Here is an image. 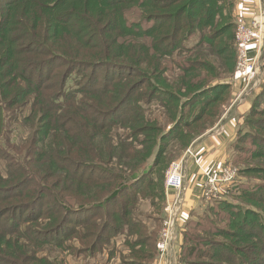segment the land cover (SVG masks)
Instances as JSON below:
<instances>
[{
	"label": "trees",
	"instance_id": "obj_1",
	"mask_svg": "<svg viewBox=\"0 0 264 264\" xmlns=\"http://www.w3.org/2000/svg\"><path fill=\"white\" fill-rule=\"evenodd\" d=\"M133 8L138 17L128 21ZM233 8L234 0H0V152L10 120L31 129L27 153L0 161V264H68L66 256L37 255L44 245L71 249L69 264H105L119 235L127 254L118 264L151 263L158 240L146 232L135 194L142 191L164 215L168 145L187 148L215 123L230 87L201 54L172 82L162 59L208 45L233 73ZM249 100L226 149L246 165L236 168L224 196L204 203L202 217L215 213L217 221L202 227L189 213L179 264H264V75ZM154 104L167 126L150 118ZM123 108L129 115L121 122ZM120 127L122 141L110 144V130ZM117 155L130 157L128 172L109 165ZM60 180L75 198L57 191ZM96 212L100 219H89ZM75 221L79 228L69 225ZM67 229L83 243L63 245L56 234Z\"/></svg>",
	"mask_w": 264,
	"mask_h": 264
},
{
	"label": "rangeland",
	"instance_id": "obj_2",
	"mask_svg": "<svg viewBox=\"0 0 264 264\" xmlns=\"http://www.w3.org/2000/svg\"><path fill=\"white\" fill-rule=\"evenodd\" d=\"M252 4H248V6H250ZM255 5V4H254ZM248 6L245 7V9H248ZM261 6V9H260ZM257 7V6H256ZM255 8V6H254ZM261 11H264V0H260V5L259 8ZM127 20L128 21H132L135 20L138 16H137V11L136 9H130V10H126L125 12ZM260 14V13H258ZM260 17V15H257L255 17H252L250 19L249 22L245 21L244 19H238V21H241L243 24H245L246 26L252 27L253 30V35L255 34V31L258 30L259 27V23L257 22V17ZM236 21V24L237 22ZM236 27V26H235ZM90 39V38H89ZM127 42H131L133 44L135 43H145V44H149V39L146 38H142V39H131L129 40L128 37H126L124 39ZM254 40V36L252 37V39L250 40V44L253 42ZM249 44V46H250ZM248 46V49H249ZM234 48L236 49V41L234 43ZM236 51V50H235ZM197 54H201L203 56H205L207 59L211 60L217 67H218V71H219V79L222 81H226L229 84V95L228 98L226 100V102L224 103V105H222L221 110L223 109L222 113L220 116H218L217 120L215 121V123H212L209 125L208 128H206L204 131H202V134H200L199 136H197L192 144L190 146H188L187 148H181L180 144L177 141H172L167 148V158L169 159V165H171L172 163H175L177 165L180 164L181 166V170L180 172V178H181V186L180 188H175V187H166L165 188V196H166V201L163 207L164 210V215H163V211L162 214L160 212V214H157L156 212V208L154 207L153 202L147 198L146 196H144V194L142 193V191H139L137 194H135L136 197V201H133L136 207H137V211L141 214V217H144L143 219L147 221L146 224V232L148 233L149 231H155L156 233V238H157V252H156V256L153 260H151L150 264H179L180 260H179V252L181 249V242H182V235L184 234H188L187 232H185L186 230L191 231L192 228H188L186 227V223L189 216L190 215H195L196 216L192 217V221L197 220L202 227H206V225H208V223L210 222H214L217 221L214 219H210V218H215L216 215H214L215 213L212 214H207L206 217H202L204 215L203 209L205 208L204 203L208 202L210 199H219L222 196H224L225 193L221 192V193H217L216 197L212 196V194H214L215 192H217L216 190H213L214 188H221V189H225L227 186L225 183H221V182H217L215 183V186H212L210 184H207V178L205 175L204 176V181L203 184L200 186L201 191H200V196H199V200L198 203L199 207L195 206L193 209V211H188V208L184 205L185 201L182 203V196L184 194V185H183V174H184V164L187 162V160L193 161L195 159H197L196 156V147H197V141L201 140V138L203 137V134H205L206 132L209 131H214L215 135L217 137H219V139H223L225 138L228 142L227 146L229 145V143L233 140L234 136H235V130L237 127V124L240 123V121H242V117L244 115V113L247 111L248 107L247 103V97L250 96V94L252 93L253 89H255L259 83V81L261 80V78H263V70H264V44L262 46V50L259 52L258 57H256V59H254L256 61V71L254 72V74H250L247 77H240L237 72H236V53H235V58H234V70L233 73H228L227 69H226V65L223 63L222 59L220 57H218L217 55L214 54L212 48H210L208 45H205L203 47L200 48H192L190 50H188L187 52H181L179 54H175L174 57H165L162 59V65L163 67H165V76L169 81H175L178 76L182 73V69L183 67H186V65L188 63H186L187 60L193 59L194 56H196ZM248 56H249V50H248ZM251 57V58H250ZM249 58L251 60H253L252 56H249ZM183 65V67H181ZM60 69H62L61 67H59ZM58 68V69H59ZM39 72L42 73V75L45 73H47V70H45L43 72L42 69H39ZM38 77H40V75H38ZM116 78L118 76H115ZM44 83H48V81L44 82ZM244 97V98H243ZM31 99V96L28 97V100ZM242 100V101H241ZM241 101L240 103H237L239 105L235 106V103ZM244 103H246V107L245 109H243L242 113H239V109H237V107L239 108L240 106H242ZM31 106L27 103L24 106L23 111L25 112L27 109H30ZM150 109V118L152 117H156L159 119V121L161 122L160 124L163 125L164 127L167 126L170 121L167 117V115L164 113L163 109L161 107H158L157 105H152L148 108V112ZM20 115V117H22V113H18ZM129 115V113L127 112L126 108H123L122 112L120 113V115L118 116V121H123L127 116ZM229 116V118H227L225 120L226 116ZM210 119H208L206 122L210 123L209 121ZM225 120V121H224ZM11 123L10 124H6L4 127L5 129L2 130V134L3 137L9 142L8 144L5 143V145H11L9 147V149H7V147H5V145L2 148V152L1 153L4 154L1 157L0 156V161H2V165H5V161H9V157L10 155L12 156V153H14L13 151H19L22 153H27V150L30 149V147H28V143L30 141V133H31V129L30 127L26 126L25 124L19 122V119L14 118L12 120H10ZM104 121V119H103ZM223 122V123H222ZM229 123V125L226 124ZM222 123V124H221ZM230 128V129H228ZM228 129V130H227ZM230 131V132H229ZM125 130L120 127V128H114L112 130H110L109 132V138H110V144L115 145L118 143V141H122V138L124 137ZM224 135V136H223ZM126 141V143H131L132 145H135L136 142L134 140H132L131 138H128ZM40 147V145H39ZM129 152H131V149H128ZM4 152V153H3ZM128 153V151H127ZM126 154V153H125ZM233 156L234 154L231 152V150L229 149V152L226 153V157H225V162L221 163L220 165H218L217 167L220 166V169L218 170L220 173L222 171V168L224 167H232L233 171H235V176L236 174V168L237 167H244L246 164L244 162H233ZM241 157H246L245 154H242ZM14 162L17 161L15 158L12 159ZM151 160V159H150ZM149 160V162H150ZM34 162V161H33ZM35 163V162H34ZM128 163H130V157H125L122 155H117L115 157L112 158V162H110V166H112L114 169L119 170L122 169V171L128 172L129 168H128ZM233 163V164H232ZM247 164H252V162L250 161H246ZM168 165V166H169ZM37 167L40 169V171H42V163L38 164ZM190 169V167H187V170ZM215 168H210V170H215ZM8 170H10V167H8ZM178 171V169H177ZM207 171V169H206ZM12 172V171H11ZM189 172V170H188ZM208 172V171H207ZM5 173V172H4ZM15 173V171H14ZM88 173L91 172H87L84 173L83 171L80 172V175H83L84 177L88 176ZM13 174V173H12ZM38 176V178L40 179L42 176V179L46 178L44 177L43 173L39 176L38 174H35ZM93 177L99 178L101 179V175L96 173L92 175ZM239 177V176H238ZM241 178V177H239ZM244 177H242L243 179ZM248 182L249 183H256L259 180H257L254 177H247ZM46 181H50V180H46ZM56 184H54V187L57 186L58 190L61 195H68L69 197L75 198L76 195L72 194L74 187L72 189V187L70 186V184L68 183L67 180H60V181H55ZM187 188V187H186ZM134 193V192H132ZM179 197V199H181L178 203L177 206H175L176 209V219L169 223V212L171 211V208H173V199L175 197ZM209 199V200H208ZM202 203V204H201ZM119 204H117L118 206ZM116 206V207H117ZM45 208H43L44 210ZM220 210V208H217L216 211ZM20 211V210H19ZM18 211V212H19ZM141 211V212H140ZM15 212V216H17L19 213ZM220 213H223L222 211H219ZM34 213V212H33ZM12 214V216H11ZM11 214L7 213L4 218L6 219H12L14 214L11 212ZM21 214V211H20ZM149 217H146L148 216ZM158 216V217H157ZM164 216V217H163ZM223 216V215H222ZM89 219H93L95 218L96 220L100 219L101 214L100 212H96L95 214L89 216ZM208 218V220H207ZM154 219V220H153ZM157 219V222L155 221ZM83 222V221H82ZM79 223L72 222V224L70 223L69 225H72L73 227L79 228L80 226L78 225ZM156 225V226H155ZM172 228V233H171V241L168 245V249L166 252H164V254L162 253V251L159 249L160 244L163 242L164 239V231L166 230L167 227ZM42 227V225H40ZM70 227V226H69ZM72 231V229H67V230H63L61 233L56 234V237H60V239L62 238L61 235L64 236V238L61 239V242L63 243V245L66 244H71L73 243V245H81L83 243V241H81V239L78 237L77 235L74 236V234H70V232ZM130 235H127V238H133L135 237V235L133 233H130ZM125 238V236H124ZM122 235L117 236V238L115 240H113L112 244L114 245V253L115 255L113 257H111V259L108 260L107 263L105 264H118L119 263V258H121L122 254H127V250L126 247L124 245V243H122V240L124 239ZM117 241V242H116ZM74 247V246H73ZM31 250H34L32 245L30 246ZM36 254L37 255H43V256H48L50 258L52 257H56V256H60V257H64L66 256V263H70L72 257H73V253H71V249H61L60 247H55V245H44L42 246L40 249H36Z\"/></svg>",
	"mask_w": 264,
	"mask_h": 264
},
{
	"label": "crops",
	"instance_id": "obj_3",
	"mask_svg": "<svg viewBox=\"0 0 264 264\" xmlns=\"http://www.w3.org/2000/svg\"><path fill=\"white\" fill-rule=\"evenodd\" d=\"M249 3L252 5L248 6ZM259 5L260 0H234L233 16L235 22L238 21V19H244L245 21L249 22L252 17L260 15V17H257V22L259 23L260 28L255 31L254 40L248 49L249 56L254 57L252 59H256V57H258L259 52L262 50V46L264 44V11L260 10L261 6L260 9H258ZM246 6H248L247 10L245 9ZM249 97L250 96L247 97V106L250 105ZM241 101L236 102L235 106L239 105L237 103H240ZM245 107L246 103H244L239 108L237 107V109H239V113H242ZM227 118H229L228 115L225 117V120ZM229 123L230 122L226 124V127L229 125ZM227 144V140L225 138L219 139V137L215 135L214 131L206 132L203 134L201 140L197 141V147L195 149L197 153V159L191 162L190 160H187V162L184 164L183 185L184 189L186 190H184L185 192L182 196L181 202L183 203L185 201L184 205L188 208L189 212L198 203L201 191L200 186L204 181L203 171L207 169L209 172H217L220 169V166H222L220 164L225 162ZM218 165L220 166L217 167ZM187 167H190V169H188L189 172ZM215 167V170H210V168Z\"/></svg>",
	"mask_w": 264,
	"mask_h": 264
},
{
	"label": "built area",
	"instance_id": "obj_4",
	"mask_svg": "<svg viewBox=\"0 0 264 264\" xmlns=\"http://www.w3.org/2000/svg\"><path fill=\"white\" fill-rule=\"evenodd\" d=\"M253 30L252 27L246 26L243 24L241 21H238L235 27V32H234V37L236 41V72L240 77H247L250 74H254L256 71V61L253 59L251 60L248 56V46L250 44V40L252 39L253 35ZM178 169V171H177ZM181 166L180 164L177 165L175 163H172L169 165L165 171V178H164V187H175V188H180L182 182L180 178V171ZM236 170V169H235ZM203 175L206 176L207 178V184H210L212 186H215V183L221 182L225 183L226 185H229L232 180L235 178V171H233L232 167H224L222 168L221 173L219 171L217 172H207L206 170L203 171ZM216 187V186H215ZM227 188L221 189V188H214L213 190H216L212 196L216 197L217 193H226ZM179 197H175L173 199V208H171V211L169 212V223L173 222L176 219V209L175 206L178 205ZM164 233V239L163 242L160 244L159 249L164 252L167 251L168 245L171 241V233H172V228L167 227L166 230L163 232Z\"/></svg>",
	"mask_w": 264,
	"mask_h": 264
}]
</instances>
